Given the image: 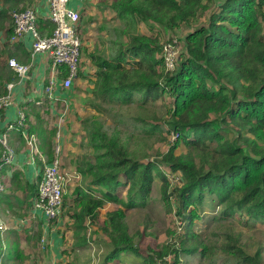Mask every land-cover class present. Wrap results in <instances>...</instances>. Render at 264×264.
Returning <instances> with one entry per match:
<instances>
[{
    "label": "trees",
    "instance_id": "1",
    "mask_svg": "<svg viewBox=\"0 0 264 264\" xmlns=\"http://www.w3.org/2000/svg\"><path fill=\"white\" fill-rule=\"evenodd\" d=\"M20 1L0 0V32L9 23V37L14 25L5 19ZM215 1L112 2L110 9L116 12L112 20L118 25H103L107 37L87 56L95 66L90 101L94 112L81 121V145L89 152L77 168L81 182L100 195L77 188L70 215L73 249L87 245L85 221L95 223L99 210L112 203L119 208L107 213L100 228L110 247L105 264L117 263L121 255L155 264L154 255L167 254L172 264H180L181 254H198L200 264H216L218 257L226 264H263V248L250 251L242 233L228 221L240 220L250 229L264 225V0H221L212 10ZM208 11L206 24L184 37L176 69L165 72L158 57L162 47L156 37L139 33V24L151 30L191 27ZM48 29L51 35L53 28ZM165 96L171 99L167 117H142L148 103ZM131 105L138 109L136 115L122 112ZM52 137V131L40 132L46 164L53 160ZM157 142H164L167 151L150 157ZM178 149L181 152L176 153ZM36 160L39 175L35 184H29L30 204L37 198L44 169ZM176 175L178 179L172 180ZM156 180L163 210L175 212L185 223L184 233L178 244L168 243L162 251L142 256L129 234L125 211L143 210ZM206 195L216 202L215 227L201 238L192 227L201 218L199 207ZM17 254L23 259L20 249Z\"/></svg>",
    "mask_w": 264,
    "mask_h": 264
},
{
    "label": "crops",
    "instance_id": "2",
    "mask_svg": "<svg viewBox=\"0 0 264 264\" xmlns=\"http://www.w3.org/2000/svg\"><path fill=\"white\" fill-rule=\"evenodd\" d=\"M24 4L30 5L35 9L38 31L42 36H48V28H53V25L47 18L48 0H21L17 4L16 9L22 8ZM68 8L79 13V27L81 30H85L87 35L92 36L91 29L87 23H84L83 18L89 20L91 26H96L97 22L100 24L98 30H102V34L99 33L101 37H96V39L88 43L91 45V49H88L90 50L89 53H91L99 40L107 37L108 29L101 27L103 25L108 27L109 24H106L108 21H101L96 18L93 12L95 9L93 0H70ZM10 26L9 23H5L4 29L0 32V95L5 93V85L7 83H13L12 104L0 116V129L3 130L7 122L15 119L17 111L23 109L28 119V131L35 134L39 141H41V131L44 134L52 131L53 137L49 143L52 152L54 146L58 145L60 148L59 160L61 170L67 175H70L68 172L70 173L73 170L76 175L78 173V165L84 161L83 157L89 152L84 145H81L84 135L81 121L94 112L90 108V101L92 99L94 81L92 75L95 72V66L88 60V53L86 58L83 57L84 61L80 65L81 67L85 66V68H81V71L79 68L78 77L73 80L68 89H63L60 86V82L63 79L61 75H66L64 69H61L55 75L57 85L49 98L45 93V88L49 81L54 78L51 74V60L49 56L36 55L34 58L30 57L32 43L30 34H25L19 42L10 44L9 35L6 33V30ZM11 58H14L21 64H31V70L27 78L19 79L8 67L7 61ZM79 78L84 80L81 81ZM80 83H82V86H79ZM85 84H88L89 87L86 88ZM87 103L88 106L83 107L82 104ZM89 111L91 114H89ZM8 144L14 150L15 163L2 169L6 190L0 195L4 194L5 196H3L4 199L6 197V200L2 198L0 200V219L6 227V231L3 237L0 238V247L3 250L0 254V264H4L3 260L6 256V249L8 247L11 248V245L15 247L17 245L19 249H33L36 252L37 249L33 248L31 243L34 241V235L38 232H41L40 239L43 235L46 236L45 244L41 245L40 239L38 240L39 249L44 252L50 246L48 258L51 257V260L55 261V252L57 254L60 246L62 248L61 233L64 229V220L67 217L70 218L73 212L77 188L80 187L82 190H86L84 188L86 187V183L81 182V179H79L80 174L78 173L79 177L76 176V180L79 179L80 182L75 181L77 183L71 195H69V183L67 184L62 214L56 222L54 221L50 226H47L45 215L42 211L33 208V204H30L32 200L28 199L27 196L29 184L32 185L37 182L39 163L37 160L32 161L29 158L20 133L14 131L9 133ZM40 153L46 158V153L43 150H40ZM89 161L92 163L91 157ZM15 173L18 174L16 177L14 176ZM8 238L11 240L9 241ZM18 252L16 251V253ZM16 253L14 261L10 264H16L19 261ZM32 253H25L19 264H29ZM24 257L27 258L24 259Z\"/></svg>",
    "mask_w": 264,
    "mask_h": 264
},
{
    "label": "rangeland",
    "instance_id": "3",
    "mask_svg": "<svg viewBox=\"0 0 264 264\" xmlns=\"http://www.w3.org/2000/svg\"><path fill=\"white\" fill-rule=\"evenodd\" d=\"M93 1L95 7L93 12L97 19H100L101 21H108V23L105 22L107 25L109 24V22H112L113 26L118 25V22L112 20V17L115 16L116 12L110 9V6L114 0ZM220 2L221 0H216L214 3H212L210 5L212 10H214V6L218 5ZM28 6L30 5L24 4L23 8ZM211 11H208V13H206L205 16H202L198 21L193 22L191 27H186L182 25L179 29L175 30H166L162 27H155L154 25V28L151 30L148 25L142 23L139 24L138 32L146 36L156 37L159 42V46L162 47V50L158 57H160L163 61L165 72L168 71L165 66L166 58L169 57L168 50L170 49L173 53V59L175 60L176 67L184 51V37L194 27L206 24V19ZM5 20L9 21L10 19L9 17H7ZM83 21L84 23H87V25L91 29L92 36L87 35L85 30H79V36L82 39L81 41L83 43V46L81 47L82 59L79 62L78 71L79 68L80 71L81 68H85V66L81 67L80 65L83 63L84 58H86L87 54L90 52V50L88 49H91V45L88 43L93 41V39H96V37H101L99 33L102 32V30H98L100 27V24H98V22L96 26H91V22H89V20L83 18ZM103 33L105 32L103 31ZM79 80L83 81L84 79L79 78ZM79 86H82V83H80ZM85 87L87 88L89 87V85L85 84ZM170 101L171 99L168 96H165L162 99L157 100L153 104L148 103L146 105L147 112H143L142 117H151L153 114L157 115V117L159 118L165 116L167 117V110L170 108ZM82 105L83 107H85L86 105L88 106V103ZM122 112L128 113L130 115H136L138 109L135 105H131L129 106V108L124 109ZM89 114H91L90 111ZM20 136L25 144L26 150L28 151V155L30 156V151L28 146L26 145L24 136L22 134H20ZM166 151L167 145L164 142H157L156 144H154V146H152V150H150L149 155L150 157H155L163 154ZM179 152H181V149H178L176 151V153ZM68 174L74 177L69 182V195H71V193L74 192L76 183L80 182L79 179H81V176L79 175V177L78 173H76L75 175L73 170L70 171V173L68 172ZM76 176H78L79 179L76 180ZM172 177V180L174 181L178 179L177 175ZM75 181L77 182L75 183ZM159 184V180H156L153 183V188L150 195V202L143 210L128 209L125 211L129 234L133 236L135 246L142 256L152 255L151 251L160 252L163 250V247L168 243L169 245H171L172 243L178 244L184 233L183 227L185 223L175 217V212H172V214L169 215L163 210L162 204L159 200ZM84 188H86L87 192H92V194L96 196L100 195L99 191H97L95 188H89V185L87 184ZM123 194H125V192H123ZM3 195L4 194L0 195V200L1 198L4 199L5 195ZM212 199V196H205V200L202 206L199 207V213L201 218L195 220L194 225L192 227V232L199 235L201 238L206 237L208 233L215 227L212 218L214 217V214L216 212V202H213ZM4 200H6V197ZM118 208L119 205L108 203L103 206L102 209L99 210L98 218L95 223L89 224L88 221H85V225L88 226V230L86 232L88 242L87 245L82 248L73 249V221L71 218L67 217L64 220V229L61 233L62 248L64 249L62 250L60 246L57 251V254L55 252V261H52L51 257L48 258L50 246H48L47 250H45L44 252L39 249V238H35L36 234L34 235V241H32L33 243H31L33 245V248L37 249L36 252L33 249L29 250L27 248H20L22 250V254L24 255L25 253L33 252L32 258L29 259V264H105L103 262V259L110 247L107 246L106 242H108V240H106V236L102 234L100 228L104 225V222L106 221L107 213L117 210ZM228 222L231 228H233L237 232L242 233L244 242L246 243L250 251H255L256 247L258 246L263 248L262 257L264 264V225L256 224L254 228L250 229L247 228L242 221L237 219L234 221L229 220ZM8 240L10 241L11 239L8 238ZM16 251H19V249L14 245H11V248L8 247L6 249V256L3 260V263H12L15 259ZM2 252L3 250L2 248H0V254ZM17 255L18 254L16 253V256ZM155 256L156 255H154L155 264H172V257L169 254H167V256L163 258H157ZM180 257V264H200V258L198 254H195L191 257L181 254ZM20 260L22 261L21 258H19V261ZM19 261L16 264H19ZM115 264H142V259L139 256L137 257L133 255H121L119 261ZM216 264L226 263H224V260L222 258L218 257Z\"/></svg>",
    "mask_w": 264,
    "mask_h": 264
},
{
    "label": "built area",
    "instance_id": "4",
    "mask_svg": "<svg viewBox=\"0 0 264 264\" xmlns=\"http://www.w3.org/2000/svg\"><path fill=\"white\" fill-rule=\"evenodd\" d=\"M68 1L49 0L48 16L51 22L55 24V30L49 38L39 37L35 13L31 9L12 15L15 22V29L11 40L15 41L24 34L29 33L33 38L32 55L37 53L48 54L51 59L52 75L55 76L59 72V67L65 66L67 75L60 82V86L63 89L70 88L73 80L77 78L79 62L81 60V41L78 35L79 14L67 8ZM168 52L169 57L166 58L165 66L168 70L167 72H173L178 65L175 67L172 51L169 49ZM8 66L20 77H24L29 70V66L20 65L15 60H9ZM56 85L55 78H52L45 88V93L49 98L55 90ZM12 87V84L7 85L6 93L0 97V112L4 111L11 104ZM27 127L26 114L24 111L19 110L17 111L15 119L6 125L3 133H0V146L2 149L0 153V193L6 190L2 169L15 163V153L8 145L7 135L14 129H20L30 151L29 158L35 161L36 157H38L43 162L44 169L38 183V195L33 201V208L42 211L46 217V225L50 226L61 216L64 190L74 177L67 175L61 170L59 160L60 148L58 145L53 147L52 162L46 164L39 150L37 136L27 132ZM5 230L6 228L0 219V236L3 235ZM45 243L46 236L43 235L40 239V244Z\"/></svg>",
    "mask_w": 264,
    "mask_h": 264
},
{
    "label": "clouds",
    "instance_id": "5",
    "mask_svg": "<svg viewBox=\"0 0 264 264\" xmlns=\"http://www.w3.org/2000/svg\"><path fill=\"white\" fill-rule=\"evenodd\" d=\"M70 1V0H69ZM69 1H68V3H69ZM68 3H67V8H68ZM27 9H31L34 13H35V17H36V27H37V32H38V35H39V37L40 38H49V37H51L52 36V34H53V32H54V30H55V24L54 23H52L51 22V20L49 19V16H48V12H49V0H48V12H47V18H48V21L53 25V29H52V33H51V35H49V36H42L40 33H39V31H38V25H37V13H36V11H35V9L33 8V7H31V6H28V7H25V8H18V9H14L12 12H8V17H9V19L13 22V32H12V35L9 37V43L10 44H13V43H17V42H19L22 38H23V36L25 35H23L22 37H20L19 39H17V40H15V41H12L11 40V38L13 37V35H14V29H15V22H14V19H13V17H12V15L14 14V13H19V12H23V11H25V10H27ZM69 9V8H68ZM71 10V9H70ZM79 14V13H78ZM79 25H80V15H79ZM79 30H81L80 29V27H78V35H79ZM27 34H29V33H27ZM31 35V34H30ZM80 37V36H79ZM31 39H32V43H33V38H32V36H31ZM82 39H81V37H80V41H81ZM32 43H31V49H30V57L31 58H34L36 55H47V56H49L48 54H43V53H37V54H34V55H32ZM81 46H82V41H81ZM81 46H80V53H81ZM49 58H50V56H49ZM81 58V57H80ZM9 60H15L14 58H11V59H9ZM9 60L7 61V65H8V62H9ZM51 60V59H50ZM18 64H20V65H25V64H21V63H19L17 60H15ZM26 66H29V70H28V72L26 73V75L24 76V77H20L19 75H17L9 66V68L15 73V75L19 78V79H24V78H27L28 76H29V72H30V70H31V64H28V65H26ZM61 69H64V72L66 73V68H65V66L63 67V68H61V67H59V72H60V70ZM58 72V73H59ZM58 73H56V74H58ZM52 74V73H51ZM55 74V75H56ZM67 75V74H66ZM77 75H79V71H78V73H77ZM54 76V75H53ZM54 78H55V76H54ZM66 78V77H65ZM63 80V79H62ZM61 80V81H62ZM9 84H12L13 85V83H7L6 85H5V93H6V86L7 85H9ZM49 84V83H48ZM12 91H13V87H12ZM12 91H11V96H12ZM4 93V94H5ZM4 94H1L0 95V97L2 96V95H4ZM11 104H12V101H11ZM10 104V105H11ZM9 105V106H10ZM8 106V107H9ZM19 110H22L23 111V109H19ZM18 110V111H19ZM4 111H1L0 112V116H1V114L3 113ZM25 113V112H24ZM26 114V113H25ZM27 117V116H26ZM14 120V119H13ZM12 120V121H13ZM11 122V121H10ZM9 122H7L5 125H4V128H3V130L2 129H0V133H3L4 132V129H5V127H6V125L8 124ZM27 126H28V119H27ZM16 129H14V130H12V131H15ZM27 132H29L28 131V127H27V130H26ZM21 132H22V130H21ZM30 133V132H29ZM9 134V133H8ZM20 134H22V133H20ZM38 138V137H37ZM39 140V139H38ZM7 142H8V135H7ZM9 145V144H8ZM38 146H39V144H38ZM0 148H1V146H0ZM39 150H40V148H39ZM38 157H36V159H37ZM36 159H35V161H36ZM39 159V158H38ZM45 159V158H44ZM41 160V159H40ZM46 161V160H45ZM42 164H43V162H42ZM64 197V196H63ZM63 211V210H62ZM62 214V213H61ZM60 218V217H59ZM56 222V221H55ZM5 226V225H4ZM6 228V227H5ZM6 231V230H5ZM3 235H4V233H3ZM3 235L2 236H0V238H2L3 237Z\"/></svg>",
    "mask_w": 264,
    "mask_h": 264
}]
</instances>
